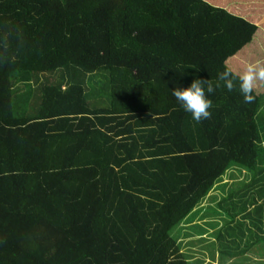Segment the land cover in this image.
Listing matches in <instances>:
<instances>
[{"label":"trees","instance_id":"trees-1","mask_svg":"<svg viewBox=\"0 0 264 264\" xmlns=\"http://www.w3.org/2000/svg\"><path fill=\"white\" fill-rule=\"evenodd\" d=\"M258 61L264 0H0V264H191L176 230L231 165L256 206L219 257L264 264V84L201 123L171 93Z\"/></svg>","mask_w":264,"mask_h":264},{"label":"crops","instance_id":"crops-1","mask_svg":"<svg viewBox=\"0 0 264 264\" xmlns=\"http://www.w3.org/2000/svg\"><path fill=\"white\" fill-rule=\"evenodd\" d=\"M234 174L232 173L231 176L228 178L223 179V184L225 186L223 192L225 193L224 197L229 196L232 193L233 199V209L235 206L238 209V212L242 211L245 208L256 206V202L253 200L252 190L248 191L247 182L250 180L251 176L243 172L235 175V169H233ZM264 182V180H262ZM232 182V187L228 188L226 186L227 183ZM218 192H213L207 201L201 205L203 206H214L217 210L215 212V217L219 220V223L222 224L219 229H214L212 232L209 230H205L201 228L207 222V217L205 216H196L192 218L191 216H187L185 220L178 226L177 234L178 236V244L182 247V252L186 255V258L189 260L191 264H238L239 258L231 259V258H224L222 259L219 257L220 252H225L224 255L229 254L232 248H228L227 251H222L219 249V241L217 238V234L219 231L223 230L224 233L226 232L227 226V218H226V202L223 201V197H221ZM239 199H243V201L239 202ZM219 204L221 206H219ZM198 207V208H200ZM242 207V208H241ZM197 208V209H198ZM223 208L225 210H223ZM232 209V210H233ZM196 214H200V210L196 212ZM260 215L255 216L256 221L254 223H247L244 224V228L252 229L255 234L263 235L264 236V212L260 211ZM244 215V213H243ZM241 217H239L240 219ZM216 234V235H215ZM252 255L254 260H248L245 264H250L251 262L254 264L256 260H261L260 256ZM264 260V259H263ZM243 264V262H241Z\"/></svg>","mask_w":264,"mask_h":264},{"label":"clouds","instance_id":"clouds-1","mask_svg":"<svg viewBox=\"0 0 264 264\" xmlns=\"http://www.w3.org/2000/svg\"><path fill=\"white\" fill-rule=\"evenodd\" d=\"M258 84H264V62L259 61L246 64L240 71L225 68L217 74L215 84L208 79H194L189 87H176L171 93L180 107L191 114L192 120L201 123L211 119L212 101L208 96L217 89L223 87L229 92L238 89L244 103L251 104L255 101L253 92Z\"/></svg>","mask_w":264,"mask_h":264},{"label":"rangeland","instance_id":"rangeland-1","mask_svg":"<svg viewBox=\"0 0 264 264\" xmlns=\"http://www.w3.org/2000/svg\"><path fill=\"white\" fill-rule=\"evenodd\" d=\"M237 59H239V58H237ZM233 61H235V60H233ZM230 65H231V63H230ZM234 166L235 165H231L228 168L226 174H224L222 176V179L218 183H216V186H214L212 193L213 192H218L217 194H219L221 197H224L225 193L223 192V190H224L225 186H224L222 180L225 179V178H228V176L230 177L232 173L234 174V171H233ZM226 186L228 188H231L232 187V182L227 183ZM229 196H231V195H229ZM229 196H227V197H229ZM225 202H226L227 208L229 207V208L233 209V203H232L233 199L232 198L227 199V201H225ZM198 210H200V214H196V212ZM216 210L217 209L214 206H203V207H200V208L196 209L195 211L190 213L188 216H191L192 218H194L196 216H205V217H207V222L208 223H205L203 226H201V228H203L205 230H209V232H212L214 229H219V227L222 225V224L219 223V220L215 217ZM223 210H225V209L223 208ZM176 231L180 232V230H178V229Z\"/></svg>","mask_w":264,"mask_h":264}]
</instances>
